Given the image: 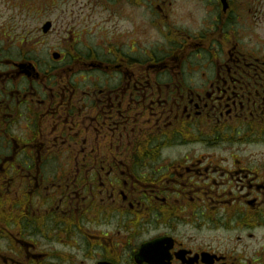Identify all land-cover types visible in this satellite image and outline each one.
<instances>
[{"label":"flooded vegetation","instance_id":"af4514ba","mask_svg":"<svg viewBox=\"0 0 264 264\" xmlns=\"http://www.w3.org/2000/svg\"><path fill=\"white\" fill-rule=\"evenodd\" d=\"M118 1L0 49V264H264V0Z\"/></svg>","mask_w":264,"mask_h":264},{"label":"rangeland","instance_id":"374dc122","mask_svg":"<svg viewBox=\"0 0 264 264\" xmlns=\"http://www.w3.org/2000/svg\"><path fill=\"white\" fill-rule=\"evenodd\" d=\"M80 5L89 16L80 13ZM122 7L126 6L118 0L115 4L114 0H0V49L5 54L29 55L40 62L49 60L51 51L60 48L64 28L83 29L86 40L93 43L95 35L91 27L98 23L112 26ZM68 11L70 15H66ZM46 20L52 22L53 28L44 34L41 27ZM119 25L128 26V23L119 22ZM201 234L202 239L222 238L221 232Z\"/></svg>","mask_w":264,"mask_h":264},{"label":"water","instance_id":"95a60500","mask_svg":"<svg viewBox=\"0 0 264 264\" xmlns=\"http://www.w3.org/2000/svg\"><path fill=\"white\" fill-rule=\"evenodd\" d=\"M48 28H49V23H46L45 25H44V27H43V31H47L48 30Z\"/></svg>","mask_w":264,"mask_h":264}]
</instances>
